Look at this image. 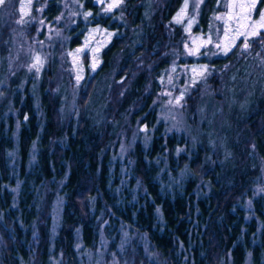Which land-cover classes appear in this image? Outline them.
I'll use <instances>...</instances> for the list:
<instances>
[{
	"label": "trees",
	"instance_id": "16d2710c",
	"mask_svg": "<svg viewBox=\"0 0 264 264\" xmlns=\"http://www.w3.org/2000/svg\"><path fill=\"white\" fill-rule=\"evenodd\" d=\"M85 1L92 15L73 26L68 47L80 43L92 26L117 34L96 70L86 56L75 116L64 118L61 93L40 85L36 95L32 81L17 92L11 89L0 104L3 264H53L60 256L61 264H82L84 248L99 240L102 217L110 232L126 224L145 233L166 264H244L249 252L253 264H264V78L245 87L243 98L244 90L234 85L226 96L218 90L202 95L197 88L186 99L188 117L200 110L211 127L221 123L222 144L210 139L211 127L202 132L192 125V134L170 130L156 104L158 75L168 61L166 25L184 0H166L160 7L153 0H128L118 18L99 14L95 0ZM215 3L204 1L200 23L205 28ZM58 5L50 0L48 18L58 13ZM263 7L264 0H258L257 11ZM240 47L241 42L200 62L220 69L235 61ZM152 58L159 61L152 68L137 66ZM232 71L228 83L239 78L240 70ZM121 80L127 83L119 93ZM129 114L150 138L135 143L133 175L120 190L121 164L112 152ZM57 190L64 205L53 241L44 203ZM79 230L83 246L78 250Z\"/></svg>",
	"mask_w": 264,
	"mask_h": 264
},
{
	"label": "rangeland",
	"instance_id": "374dc122",
	"mask_svg": "<svg viewBox=\"0 0 264 264\" xmlns=\"http://www.w3.org/2000/svg\"><path fill=\"white\" fill-rule=\"evenodd\" d=\"M56 1L59 4L58 13L52 18H48L45 13L50 0H5V3L0 5V51L5 52V58L0 56V104L9 98L11 89L17 92L27 81H32L36 95L39 93L40 85L46 86L54 94L61 93L62 114L68 119L75 116L77 111V93L85 75L86 56L89 57L91 69L96 70L102 62L104 47L117 34V31L100 25L92 26L80 43L74 47H68L71 29L81 21L88 22L92 11L85 7V0ZM153 1L157 7L163 6L166 2V0ZM204 1L184 0L175 18L167 23L166 34L169 45L164 54L168 61L158 75L160 89H158L156 104L160 118L167 123L170 130H185L190 134H192V125L202 132L211 127L210 120H206V116L200 110L198 115L193 111L189 117L187 116L186 99L195 89L200 88L202 95L218 90L226 96L228 90L233 89L234 85L241 92L245 87L264 78V47L258 39L250 40V48L247 51L242 48V37L236 39L234 45H230V38L234 33L229 31V38L226 39L225 20L216 19L217 16H224L226 19L228 11L226 5L232 0H219V3L216 0L206 28L200 23ZM127 2L128 0H95L100 8L99 14H110L113 18L124 14ZM242 2L251 3L252 0H242ZM110 4H118V6L113 7L111 11H106ZM257 4L258 0H255V7L251 11L252 20L259 19V14L264 12V7L257 11ZM22 5L23 11H21ZM118 10L121 11L119 14ZM21 19L27 23H21ZM228 26L235 28L236 25L233 21H229ZM263 32L264 30L261 31V37ZM239 42L241 47L235 61L231 64L217 69L211 63L200 62L202 59L225 54L224 48L229 45L230 50L227 53L230 52ZM145 61L139 60L137 66L150 69L159 62L152 58L144 65ZM93 65H95L94 68ZM233 68L235 72L240 70L239 78L228 83V76L232 77L234 74ZM153 77L154 74L151 73L150 78L154 79ZM230 80L232 81L231 78ZM126 83V80L117 81L119 93L123 91ZM111 90L112 88L109 89V98L114 93ZM247 90L248 88L243 91L242 98ZM178 97L181 98L179 103H177ZM233 97L227 98L230 100ZM228 102L227 100L226 103ZM127 116V120L117 132L116 145L113 146L112 152L113 159L119 160L121 164L120 190L129 185L133 175L132 151L135 143L140 139L148 141L150 138L149 130L133 124L129 118L130 114ZM193 118L194 121H192ZM218 119L222 121V115ZM211 128L214 129L208 134L210 139L222 144L224 135L221 123ZM111 169L113 171L114 167ZM134 188L136 192V187ZM48 190L51 189L48 188ZM47 194L48 192L46 196ZM17 202L18 199L14 201L15 204ZM249 204L250 201L247 202L248 206ZM63 205L64 198L59 190L53 193L47 206L46 202L44 203L45 216L48 214L51 216L53 241L60 232ZM1 220L3 221V218L0 214V225H2ZM44 222L43 217L42 223ZM109 226L108 219L102 217L99 240L94 248H84L82 264H166L145 233L126 224H121L118 232H110ZM35 235H39V227L35 228ZM80 235L79 230L75 236L78 250L83 246ZM4 247L5 242L0 229V264H3ZM53 264H61V256L55 257ZM244 264H253L250 252Z\"/></svg>",
	"mask_w": 264,
	"mask_h": 264
},
{
	"label": "snow or ice",
	"instance_id": "6c2138e0",
	"mask_svg": "<svg viewBox=\"0 0 264 264\" xmlns=\"http://www.w3.org/2000/svg\"><path fill=\"white\" fill-rule=\"evenodd\" d=\"M5 0H0V5H3ZM219 3V0H218ZM118 4H110L106 11H111L113 7H117ZM187 7V5H185ZM255 7V0L251 3H244L242 0H232L231 3L226 5L228 9L226 13V19L224 16H217L216 19L225 20V38H229V31L234 33L230 38V45H234L236 39L243 38L242 48L247 51L250 48V40L258 39L261 46L264 47V37H261V31L264 30V12L259 14V19L252 20L251 11ZM238 10V11H237ZM23 11V5L21 6ZM233 21L235 28H230L228 22ZM21 23H27V21L21 19ZM230 45L224 48L225 54L230 50ZM220 47V45H217ZM35 67V65H33ZM95 65H93V68ZM206 70V68H205ZM195 71V69H193ZM180 97L177 98V103L180 101Z\"/></svg>",
	"mask_w": 264,
	"mask_h": 264
}]
</instances>
